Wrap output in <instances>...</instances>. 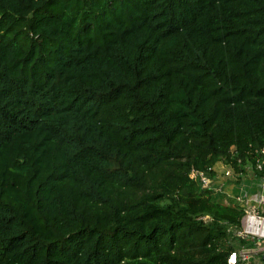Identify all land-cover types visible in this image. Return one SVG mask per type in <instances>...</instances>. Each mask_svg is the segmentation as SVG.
Wrapping results in <instances>:
<instances>
[{
  "label": "trees",
  "instance_id": "trees-1",
  "mask_svg": "<svg viewBox=\"0 0 264 264\" xmlns=\"http://www.w3.org/2000/svg\"><path fill=\"white\" fill-rule=\"evenodd\" d=\"M262 146L264 0H0V264H226Z\"/></svg>",
  "mask_w": 264,
  "mask_h": 264
},
{
  "label": "built area",
  "instance_id": "built-area-1",
  "mask_svg": "<svg viewBox=\"0 0 264 264\" xmlns=\"http://www.w3.org/2000/svg\"><path fill=\"white\" fill-rule=\"evenodd\" d=\"M188 177L242 213L239 225L227 228L236 241L226 264H264V146L253 149L250 158L238 159L236 167L221 161L207 172L191 169Z\"/></svg>",
  "mask_w": 264,
  "mask_h": 264
}]
</instances>
